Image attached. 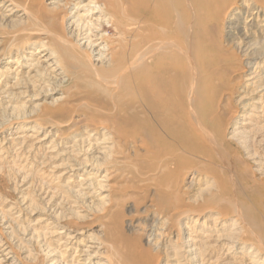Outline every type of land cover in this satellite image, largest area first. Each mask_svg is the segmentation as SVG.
I'll use <instances>...</instances> for the list:
<instances>
[{
	"label": "rangeland",
	"instance_id": "obj_1",
	"mask_svg": "<svg viewBox=\"0 0 264 264\" xmlns=\"http://www.w3.org/2000/svg\"><path fill=\"white\" fill-rule=\"evenodd\" d=\"M51 1L10 0L13 5H8L7 0L6 5L0 3V53L6 47L10 35L34 25L28 17L20 15V10L13 12V8H17L14 5H41L43 10H49L54 8L48 4ZM57 1L54 10L59 15L73 8L78 0L71 3L66 0ZM87 1L84 0L82 4ZM99 2L108 5L109 12L103 11L111 16L109 20L122 25L121 36L131 38L134 19L131 0ZM237 2L236 7L240 4L242 7L237 10L235 7L228 14L219 36L224 43L241 47L248 41L245 39L248 36H257L261 41L249 49L242 47L239 62L229 65L224 76L218 75L201 61H190L188 54L181 50H162L157 56L135 66L134 77L130 75L128 78V99L130 102L133 100V108L139 110L154 90L163 88L160 83L164 78L168 81L174 77L178 78L183 88L181 91L190 95L193 74L197 79L195 100L183 97V100L172 102L170 99L168 106L175 113L169 117L179 119L184 124L190 118L199 120L201 128L216 134L219 143L230 152L229 158L264 179V54L260 53L264 50L261 49L264 44V25H261L264 23V8L260 12L252 0ZM234 11H238V14H234ZM50 19V15L44 13V23L50 25ZM59 26L55 27L56 32L64 40H58L57 48L65 51L68 62L77 69L75 79L50 82L43 78L27 85V88L14 85L15 77H21L29 70L26 63L44 55L31 53L38 48V44L33 48L27 46L22 58L19 57L22 49L13 48L9 51L10 55L0 61V264H72L77 246L83 247L90 237L105 241V248L101 251L114 257L129 251V243L131 252L135 243L145 245L149 231L156 230L152 223L154 212L150 207V193L140 181L142 174L139 175L134 165L136 160L133 161L134 157L129 151L131 143H125L128 152L122 156L127 160L124 166L116 160L118 156L112 157L113 153L123 148L113 147L107 151L104 148L103 153H98L100 147L92 149L89 142L83 140L79 142L78 150L67 151L65 146L69 140L63 138L62 133L70 131L76 120L61 126L53 122L46 123L39 117L43 112L56 110L58 105L74 102L75 99H91L92 93L98 91L95 87L94 68L89 64L76 67L77 59L85 61L86 51L90 50L77 49L74 46L76 43L70 45L69 41L75 39L76 28L70 33L67 29L62 33L63 28ZM104 28L102 32L105 34L119 37L109 24H104ZM126 28L130 29L128 33L125 32ZM122 57L131 59V52ZM247 62L251 64L245 65ZM97 67H100L99 63ZM18 69L21 71L18 72ZM222 78L223 81H220ZM76 86L78 93L69 94L68 90ZM222 94L228 98V103L225 111L219 112L224 104L220 103ZM231 110L237 114L231 115ZM56 111L55 120L62 119L65 111ZM127 112L122 111L112 119L124 118ZM42 123H45L44 128H41ZM17 135L24 137L17 141ZM176 168L177 172L181 171L179 166ZM164 181V177L157 176L150 184L161 189ZM183 187L188 193L186 198L191 206H201L205 199L210 198V192L215 191L213 180L201 171H189ZM118 214H122L123 226L113 228L111 217H117ZM233 217L230 215L222 218L215 208H207L203 214L193 218H179L180 222L176 221L177 230L161 239L157 237L161 244L159 251L155 252L158 257L154 264H264L263 256L254 255L251 243H238L230 237L233 230L237 231L233 229ZM129 219L137 226L128 227ZM139 219L143 221L140 223ZM224 219L228 224L224 225ZM140 227H147L149 231H143ZM60 230L65 232L59 233ZM66 231L74 236L80 234L69 239L70 242ZM188 238L196 242H186ZM188 244L196 245V250L188 252V248H185ZM5 247L11 248L12 252L6 255L8 250L4 251ZM99 259L106 260L100 255Z\"/></svg>",
	"mask_w": 264,
	"mask_h": 264
},
{
	"label": "bare ground",
	"instance_id": "obj_2",
	"mask_svg": "<svg viewBox=\"0 0 264 264\" xmlns=\"http://www.w3.org/2000/svg\"><path fill=\"white\" fill-rule=\"evenodd\" d=\"M72 1L76 0H66L67 3ZM83 2L84 0H78L73 8L59 15L54 10L55 5L58 4L57 0L49 2L48 4L54 8L44 9L45 11L41 5L29 6L20 3L14 5L17 8H13V12L20 10V15L28 17L34 25L24 27L9 36L6 47H2L0 61L8 57L11 53L9 51L13 48L22 49L20 53L18 52L19 57L22 58L23 50L27 46L33 48L35 44H38V48L36 47L31 53L33 55L44 53V55L26 63L29 70L23 76L15 77L14 85L27 88V85L41 81L43 78H47L50 82L57 79L62 82L73 80L78 71L68 62L65 51L57 48L58 40H64V38L56 32L55 27L61 25L59 27L63 28L62 33L66 29L70 33L76 28L75 39L69 43L70 45L76 43L74 46L77 49L90 50V52L86 51L85 61H79L76 57L75 59H77L76 67L89 64L94 68L95 87L98 88V91L92 93L91 99L94 101L91 102V99L83 97L75 99L74 102L58 105L56 110L65 111L60 120L54 118L56 110L45 111L39 117H42L45 122H53L61 126L69 125L72 120H76L70 131L62 133V137L69 140L65 146L67 151L78 150L77 146L83 140L89 142L88 145L92 149L96 150L100 147L97 149L98 153H103L104 148L106 151L113 147L123 148L113 153L112 157L118 156L116 160L124 166L127 160L122 156L128 152V149H125V143H131L129 151L131 150L134 157L133 161L136 160L134 165L139 175L142 174L140 181L150 193V207L154 212L152 223L156 230L149 231L147 227H140L143 231H149L147 245H145L150 249L137 242L133 245L131 252L129 243V251L112 256L113 258L107 252L101 251L105 248V241L90 237L83 247L77 246V253L73 254L75 259L72 261H76L75 264H84V262L87 264H154L155 258L158 257L155 252L159 251L161 244L157 237L161 239L162 236H168L177 230L176 221L179 220V223V218L184 216L193 218L200 213L203 214L207 208H215L222 218L233 215V229L237 231L233 232V230L230 237L237 242L251 243L254 255L264 257V179L256 176L253 170L241 167L235 159L229 158L230 152L219 143L216 134L201 128L198 124L199 120L190 118V121L184 124L179 119L169 117L175 113L168 106L170 99L173 100L172 102L183 100V97L190 101L195 100L197 95L195 76L191 74L190 95L181 91L183 88L179 85L178 78L174 77L168 81L164 78L160 83L163 88L154 90L139 110L133 108V100L130 102L128 99V78L130 75L134 77L135 66L145 59L157 56L162 50H181L188 54L190 61H201L208 68L215 70L218 75L224 76L229 65L239 62V52L242 51V47L246 46V49H249L261 41L257 36H248L245 38L248 41L241 47L233 43H224L219 36L223 31L224 20L237 6V0H131V14L134 16L131 24V38L121 36L122 25L109 20L111 16L104 13L103 10L109 12L107 4L99 0H88L87 3L82 4ZM252 2L258 6L260 12H263L264 0H252ZM0 3L6 5L7 0ZM8 3L13 5L10 0ZM239 7L242 5L240 4ZM239 7H236V10ZM74 8H76L75 11ZM43 12L50 15V25L44 23ZM234 14H238V11L236 13L234 11ZM95 15L97 17H94ZM104 24H109L119 37L114 38L102 32L105 30ZM261 25L263 26L264 23ZM129 31L130 29H125L126 33ZM263 48L264 44L261 49ZM129 52H131V59L122 57ZM260 53L264 54V50ZM250 62L245 65L251 64ZM38 66L40 68H37ZM20 71L21 69H18V72ZM220 81H223V78ZM68 91L69 94L71 92L77 94L78 88L71 87ZM85 91L88 92V90ZM227 99L224 94L220 96V103L224 102V104L219 112L225 111ZM122 111H128L126 117L112 119ZM230 113L237 114L233 110ZM43 124L45 123L41 124V128H44ZM23 137L17 135L15 139L20 141ZM176 166L181 168L180 172L176 171ZM192 170L196 173L206 172V177L213 180L215 191L210 192V198L205 199L201 206H191L187 202L188 193L183 187L186 174ZM157 176L165 178L161 189L150 184ZM140 187H142L141 184ZM121 218L122 214L111 217L113 228L123 226ZM129 220L128 227L137 226L131 223V219ZM139 220L140 223L143 221ZM226 222L227 220L224 225L228 224ZM178 231L180 236V230ZM62 232L65 230L59 231V233ZM67 234H69V237L66 236L69 240L80 233L74 236L68 231ZM186 242L196 241L188 238ZM195 246L188 244L185 248H188V252H193L196 250ZM3 250H8L6 255L12 252L9 247ZM99 255L106 260L101 261Z\"/></svg>",
	"mask_w": 264,
	"mask_h": 264
}]
</instances>
